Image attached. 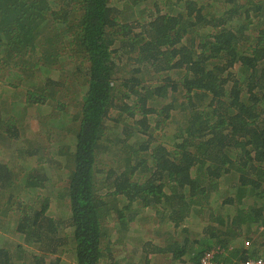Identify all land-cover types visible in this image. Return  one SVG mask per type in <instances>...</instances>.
Listing matches in <instances>:
<instances>
[{
	"label": "trees",
	"instance_id": "16d2710c",
	"mask_svg": "<svg viewBox=\"0 0 264 264\" xmlns=\"http://www.w3.org/2000/svg\"><path fill=\"white\" fill-rule=\"evenodd\" d=\"M121 2L0 0V105L9 104L6 113L0 109V143L25 141L14 148L18 166L0 162L1 212L12 213L19 242L0 246V264H28L29 254L32 264H45L43 257L58 256L65 246L73 264H121L112 253V232L121 241L135 213L149 207L159 223L182 226L187 235L191 209L200 210L202 200L210 205L212 193L220 197L219 185L230 176L235 180L218 209L233 212L208 207L204 237L190 244L188 237L182 244L148 242L143 263L149 253L179 259L197 244L188 255L198 264L211 244L227 245L264 225V0ZM33 52L39 58L31 79L25 57ZM63 52L70 61L80 58L84 84L76 114L59 97L69 77L54 78V60ZM50 96L60 111L57 126L74 122L75 131L66 143L43 148L40 139L22 134L12 105L23 98V109L31 108ZM55 147L70 162L60 194L69 213L59 217L48 213L44 194ZM112 150L123 164L99 166ZM25 245L37 251L28 253ZM236 249L239 258L259 254L243 242ZM59 263L60 256L48 264Z\"/></svg>",
	"mask_w": 264,
	"mask_h": 264
},
{
	"label": "rangeland",
	"instance_id": "374dc122",
	"mask_svg": "<svg viewBox=\"0 0 264 264\" xmlns=\"http://www.w3.org/2000/svg\"><path fill=\"white\" fill-rule=\"evenodd\" d=\"M127 0H122L121 3L125 5ZM128 12H126L127 14ZM135 16V14H134ZM140 15H138L139 17ZM137 17V15H136ZM36 54V55H34ZM39 58V53H31L30 55H26L25 59H27L28 65L30 69L28 70H34V66H32V63L35 62ZM45 60V59H44ZM58 66L57 69L53 68L54 78L59 80L58 83H63V80L68 76L69 78L66 80L68 84V88L63 91L65 96H59L61 99L65 98V109L67 112L76 114V111L79 110L80 107V93L79 90L82 85L84 84V80L82 78V75L78 73L77 67H80V58H71V61L69 59V55H67L66 52H63L57 60ZM53 61H48L46 63H51ZM37 68V67H36ZM48 67H44L42 70L47 69ZM41 72V69H39ZM37 74V71H32V77L33 75ZM14 75H18V73L14 72ZM4 78L0 79V82L3 81ZM157 80V77L152 78L148 83H151L153 81ZM30 83V81H26V84ZM3 83H0V85ZM20 86H23V82H19ZM1 88V87H0ZM53 88V87H52ZM58 96V95H57ZM9 102V101H8ZM4 103L0 101V104ZM155 104V103H154ZM23 98L22 103L20 104L19 101H17L14 105H12L13 110H16L19 112V121L21 124L19 126L22 128L21 132L25 137H27V140H38L40 139V143H42V146H45L43 148H46L49 146V143L51 144L55 141L65 142V138L75 131V123H69L65 127H58V117H60V111L59 108H56V102H55V96H50L49 101L47 100L46 104L38 105L29 108L28 106L23 109L24 106ZM160 105V103L158 104ZM8 103H5V105H0V109L3 112H7L8 110ZM17 113V112H16ZM112 117H115V112L111 113ZM109 125V122H107ZM169 125L174 126L178 123L176 121H172L171 123L168 122ZM116 131L117 127L111 126V130ZM170 128H166L164 130L165 132H168ZM160 132V131H159ZM121 133V132H120ZM1 135V134H0ZM25 141L23 140H17L16 142H13L11 144H8L7 142L2 141L0 143V162L6 163L9 167L15 168L17 165V155L14 151L15 147H18L20 145H23ZM59 145V149L61 151L67 152L66 145L63 144ZM68 146V145H67ZM58 147V146H57ZM57 147L53 149L54 155L53 159L50 161L49 164H46L47 171H49V174L52 175L51 183L46 187L44 190V194L46 196H49V211L48 213L52 216L59 217L61 214L67 215L69 213V209L67 206V199H61L60 194L64 192L66 180H67V174L70 167V162H65V154L62 152L61 155H58ZM72 148V147H70ZM71 151V150H70ZM112 152H115L112 150L110 154H103L105 158H100L98 165L101 167H104L105 165H114V166H120L123 164V161L120 160V155L118 153L114 154ZM112 158H115L114 160H111ZM103 161H107V164H105ZM105 164V165H104ZM100 167V168H101ZM16 172V171H15ZM235 180V176H230L229 178L224 177L222 183L219 185V196L215 197L214 193L211 194V204L207 206V202L205 200H202L203 206H201L200 210H192L191 214L185 221L184 225L187 227V235L184 233V231H181L182 226L175 228L168 222L159 223L157 216L154 214V211L149 208H143V210H140L138 213H135V219H133L129 225H127V229L124 231L123 235L120 237L121 241L117 240V235H113L112 239V253H114V257L117 258L118 261L121 260V264H145L143 263V256L142 253H140L139 247H143V249H148L151 247L149 244H146L148 242L154 243L157 245H169L171 242L177 240L180 244L183 243L184 237H188V243L190 244L193 239H200L205 236L203 233L205 229V224L207 222L208 218V207L210 206L215 209L216 212L223 213H231L233 212L232 207L226 206V208H222L221 210L218 209V205H220L221 199L224 197L223 195H227L229 191L230 184ZM4 187L3 189H0V207L6 200L4 195ZM99 188H101L99 186ZM2 190V191H1ZM102 194L106 193V190L102 189L100 190ZM226 193V194H225ZM197 208V207H196ZM199 211V212H198ZM7 217V218H6ZM7 216L5 213L4 215H0V225H4V223L7 221L8 223L12 222V228H13V222L14 217ZM15 224V222H14ZM109 224V222H108ZM114 225L113 221H110V224L107 225L111 228V226ZM8 228V227H7ZM5 228V230H2L3 232H6L8 229ZM11 228V229H12ZM65 231H68L65 230ZM14 235V234H13ZM16 237V236H15ZM244 240H250V246L254 245L258 248L259 254L264 253V225L262 226H251L250 231H245L242 233V236L239 237L234 242H231L227 245H222L220 243H214L211 244V247H222L224 248L225 254V260L228 264H233L237 259H239L238 252L236 251L237 246L241 245V243ZM116 241V243H114ZM1 243V240H0ZM22 243V242H21ZM146 244V245H145ZM26 246V245H25ZM210 246V245H209ZM28 247V246H26ZM36 247V246H35ZM33 246H29L28 253L37 251V247L35 248ZM66 250L65 252L61 253L60 255V263L59 264H73V254L72 251L68 248L71 246H65ZM199 246L197 244L190 245L189 248H187L184 252V256L179 259H174L172 256V253H164V254H149L148 257V263L147 264H194V261L189 259V253H192L194 249H198ZM201 248V247H200ZM207 249V248H205ZM111 253V254H112ZM31 255V254H29ZM27 255V262L28 264L34 263V260L31 259V256ZM56 255L43 257L44 263L48 264L50 262H54L55 258L58 257ZM16 264H20L17 263Z\"/></svg>",
	"mask_w": 264,
	"mask_h": 264
},
{
	"label": "built area",
	"instance_id": "2783aa9c",
	"mask_svg": "<svg viewBox=\"0 0 264 264\" xmlns=\"http://www.w3.org/2000/svg\"><path fill=\"white\" fill-rule=\"evenodd\" d=\"M250 242L244 240L243 248L248 249ZM225 249L222 247H212L203 251L199 258L198 264H228L225 261ZM233 264H264V253L258 254L257 256L245 255L237 259Z\"/></svg>",
	"mask_w": 264,
	"mask_h": 264
},
{
	"label": "crops",
	"instance_id": "0c3cea01",
	"mask_svg": "<svg viewBox=\"0 0 264 264\" xmlns=\"http://www.w3.org/2000/svg\"><path fill=\"white\" fill-rule=\"evenodd\" d=\"M1 210L3 211V208L0 207V215H4L5 213H2ZM7 216H9V218H11L10 216H12V213L8 211ZM5 228H7L8 230L6 232H3L2 230H5ZM11 228H12V222L8 223L6 221L4 223V225H0V240H1L0 246L1 247L7 248V249H12L19 243L17 238L15 237V232L13 229L14 228V222H13V228L12 229ZM113 235H114V233L112 232V236ZM139 250H140V253H143V247L142 246L139 247ZM149 254H151V253H149Z\"/></svg>",
	"mask_w": 264,
	"mask_h": 264
}]
</instances>
